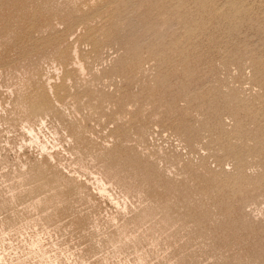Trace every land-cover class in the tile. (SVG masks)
<instances>
[{"label":"rangeland","instance_id":"rangeland-1","mask_svg":"<svg viewBox=\"0 0 264 264\" xmlns=\"http://www.w3.org/2000/svg\"><path fill=\"white\" fill-rule=\"evenodd\" d=\"M0 264H264V0H0Z\"/></svg>","mask_w":264,"mask_h":264}]
</instances>
